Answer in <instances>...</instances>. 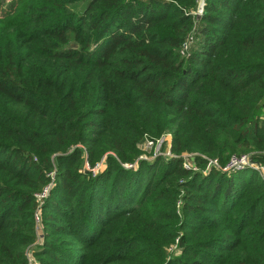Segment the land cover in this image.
Here are the masks:
<instances>
[{
  "label": "trees",
  "instance_id": "16d2710c",
  "mask_svg": "<svg viewBox=\"0 0 264 264\" xmlns=\"http://www.w3.org/2000/svg\"><path fill=\"white\" fill-rule=\"evenodd\" d=\"M199 1L0 0V264H264V179L203 171L264 150V0Z\"/></svg>",
  "mask_w": 264,
  "mask_h": 264
},
{
  "label": "built area",
  "instance_id": "2783aa9c",
  "mask_svg": "<svg viewBox=\"0 0 264 264\" xmlns=\"http://www.w3.org/2000/svg\"><path fill=\"white\" fill-rule=\"evenodd\" d=\"M202 8V5H201ZM160 138H158L157 140L152 141L148 138H146L144 141L149 142L150 144L155 145V143L159 140ZM152 145V146H153ZM162 153V151L160 152ZM159 154V152L154 151L153 150V154L151 155V157H153L154 155ZM163 155H172V153L166 152V154ZM255 156H261L264 157V150L262 152H258V153H243V154H233L229 157L227 163L223 166H221L219 164V162L216 159H207V165L205 167V169L203 170L204 172H206L207 170H209L210 167H215L216 169H220L222 171H232V170H238L244 167H250L255 169L259 175L264 179V164L260 163L259 161H256L254 159ZM141 158H145L147 159V156H143V154L140 156ZM102 164V162L97 163L95 166L91 167L90 169L88 168V170H91L94 174L96 173L97 169L99 168V165ZM127 166H131V165H127ZM183 166L185 168H193V169H197L196 166H193L192 163L190 162V160L185 159V161L183 162ZM98 167V168H97ZM51 185L46 186L45 188H43L42 192H40L39 194H37V200H38V209L35 213V223H36V227L39 228L40 227V207L42 205V200L44 197L47 196L49 189H50ZM27 259H28V264H40L35 257L32 254L31 250L27 251Z\"/></svg>",
  "mask_w": 264,
  "mask_h": 264
},
{
  "label": "rangeland",
  "instance_id": "374dc122",
  "mask_svg": "<svg viewBox=\"0 0 264 264\" xmlns=\"http://www.w3.org/2000/svg\"><path fill=\"white\" fill-rule=\"evenodd\" d=\"M201 5H202V0L199 1V6L197 9L198 14H201V12H202ZM170 144H171V134L170 133L163 134L160 137V139L155 143V145L150 144L149 142L143 141L141 143V148L143 150V156L144 157L147 156V158H151V155H149V153H151V152L153 153V150L159 152V154H166V152L170 151ZM161 151H162V153H160ZM189 155H191V154H183V157L185 159L186 158L188 159ZM102 165H104V164H100L99 168L97 167L98 168L97 171L103 167ZM86 168L90 169L91 167L88 164H86Z\"/></svg>",
  "mask_w": 264,
  "mask_h": 264
}]
</instances>
